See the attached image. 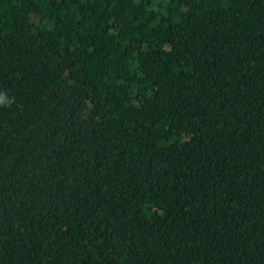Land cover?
<instances>
[{
  "label": "trees",
  "instance_id": "16d2710c",
  "mask_svg": "<svg viewBox=\"0 0 264 264\" xmlns=\"http://www.w3.org/2000/svg\"><path fill=\"white\" fill-rule=\"evenodd\" d=\"M0 264H264V0H0Z\"/></svg>",
  "mask_w": 264,
  "mask_h": 264
},
{
  "label": "clouds",
  "instance_id": "9594fccd",
  "mask_svg": "<svg viewBox=\"0 0 264 264\" xmlns=\"http://www.w3.org/2000/svg\"><path fill=\"white\" fill-rule=\"evenodd\" d=\"M5 100V97L3 94H0V104H3Z\"/></svg>",
  "mask_w": 264,
  "mask_h": 264
}]
</instances>
